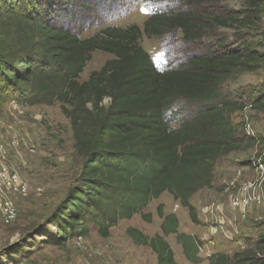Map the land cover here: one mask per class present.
<instances>
[{
	"label": "trees",
	"instance_id": "trees-1",
	"mask_svg": "<svg viewBox=\"0 0 264 264\" xmlns=\"http://www.w3.org/2000/svg\"><path fill=\"white\" fill-rule=\"evenodd\" d=\"M60 10L46 6L45 0H0V107L9 100L30 106L59 102L70 120L76 149L85 158L80 185L58 213L57 238L84 236L90 225L108 237L121 220L136 214L150 220L142 212L163 193L196 224L190 199L211 186L215 163L240 148L229 114L245 105L240 97L224 98L220 88L238 73L254 70L256 58L245 44L162 71L141 46L143 36L161 39L180 31L185 42H195L201 38L202 21L212 17L213 23L225 25L228 19L221 21L211 13L154 12L142 27H106L81 39L66 28L67 19L58 18ZM95 51L112 59L79 82ZM258 98L256 105L264 109V95ZM181 101L200 107L173 127L172 108ZM157 214L162 220L159 234L147 237L136 228L126 234L150 248L157 264H177L165 240L173 234L187 261L199 264L201 242L179 232L176 215H165L162 205ZM208 264L258 262L241 254L216 253Z\"/></svg>",
	"mask_w": 264,
	"mask_h": 264
},
{
	"label": "rangeland",
	"instance_id": "rangeland-1",
	"mask_svg": "<svg viewBox=\"0 0 264 264\" xmlns=\"http://www.w3.org/2000/svg\"><path fill=\"white\" fill-rule=\"evenodd\" d=\"M45 5L61 8L58 18L67 19L66 28L81 39L106 27H142L154 12L211 13L228 23H213L212 17L202 21L200 40L185 42L182 33L175 31L161 39L143 36L140 44L162 71L190 58L220 55L245 44L257 62L254 70L238 73L220 88L224 98L236 101L240 97L245 105L229 114L240 148L215 163L211 186L190 199L196 224L185 208L163 193L142 212L150 220L141 214L121 220L108 237H101L90 225L84 236L57 238L58 213L80 185L85 158L76 149L70 120L59 102L4 103L0 107V264H157L150 248L135 244L126 230L136 228L147 237L159 234L158 205L165 215H176L179 232L201 242L199 264H208L209 255L216 253L250 256L264 264V109L256 105L258 96L264 95V0H45ZM68 14L71 17L66 18ZM110 59L108 53L93 52L78 81H87L91 72ZM102 104L107 105L108 99ZM199 107L177 103L171 125L178 127L182 120H189ZM165 240L177 264H192L175 235Z\"/></svg>",
	"mask_w": 264,
	"mask_h": 264
},
{
	"label": "built area",
	"instance_id": "built-area-1",
	"mask_svg": "<svg viewBox=\"0 0 264 264\" xmlns=\"http://www.w3.org/2000/svg\"><path fill=\"white\" fill-rule=\"evenodd\" d=\"M209 257H210V255H209Z\"/></svg>",
	"mask_w": 264,
	"mask_h": 264
},
{
	"label": "crops",
	"instance_id": "crops-1",
	"mask_svg": "<svg viewBox=\"0 0 264 264\" xmlns=\"http://www.w3.org/2000/svg\"><path fill=\"white\" fill-rule=\"evenodd\" d=\"M187 234V233H186ZM189 235V234H188Z\"/></svg>",
	"mask_w": 264,
	"mask_h": 264
}]
</instances>
